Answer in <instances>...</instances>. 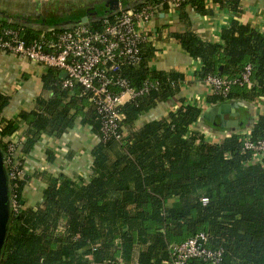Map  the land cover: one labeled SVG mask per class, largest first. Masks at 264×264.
I'll return each mask as SVG.
<instances>
[{"label":"trees","instance_id":"obj_1","mask_svg":"<svg viewBox=\"0 0 264 264\" xmlns=\"http://www.w3.org/2000/svg\"><path fill=\"white\" fill-rule=\"evenodd\" d=\"M217 1L240 13L238 1ZM144 3L169 9L168 0ZM188 4L202 14L208 12L206 0H190L181 9ZM101 21L92 20V26L99 27ZM2 26L23 29L27 41L42 32L23 24ZM67 28L56 27V31ZM174 36L201 63L195 72L197 82L208 76L234 79L252 66L250 88L233 86L226 96L207 93L205 104L246 103L264 97L263 33L234 20L222 31L221 43L204 41L190 30ZM141 48L142 61L124 66L120 73L133 88L149 83L150 89L119 108L124 132L120 141L102 137V120L89 96L79 85L65 88L61 73L53 68H46L41 76L42 92L50 96L42 93L32 110L4 119L10 97L0 93L4 157L7 140L25 125L26 159L43 136L61 138L78 123L89 126L97 137L86 177L39 175L45 189L37 207L26 205L29 178L10 185V199L15 193L21 207L12 210L0 264H169L172 247L201 232L209 236L211 248L224 250L227 264H264V158L258 161L253 151L244 149L246 136L240 132L209 142L197 128L204 119L203 108L179 97L185 76L154 70L152 42ZM176 102L178 107L167 116L147 117L159 105ZM251 129L252 142L263 140L264 116ZM58 157L47 152L50 163Z\"/></svg>","mask_w":264,"mask_h":264},{"label":"crops","instance_id":"obj_2","mask_svg":"<svg viewBox=\"0 0 264 264\" xmlns=\"http://www.w3.org/2000/svg\"><path fill=\"white\" fill-rule=\"evenodd\" d=\"M105 1L0 0V23L12 26L23 24L31 27L34 31L40 30L42 32L51 29L56 30V27L71 28L77 25H66V21L63 22L65 18H70L69 16L74 13L90 8L101 6V9H104ZM123 1V5L132 7L143 3L145 0ZM236 1L239 3V14L233 11L228 4L221 5L217 0H206L208 11L206 14H202L196 6L188 4L182 9L181 7L178 9L169 8L160 12L148 26L152 32L147 43L152 42L154 49L150 66L157 71H175L183 74L186 83L182 87L179 97L201 106L203 112L212 106L205 104V97L208 93L207 87L204 83L195 81V72L201 68V63L193 60L183 50L180 41L174 35L190 30L204 41L221 43L222 31L229 28L234 20L242 25H250L264 34V0ZM61 21L63 23H60ZM44 70L27 59L0 51V93L10 97V103L2 116L4 119L15 118L22 111H29L34 108L37 98L43 93L41 76ZM43 96L49 97L50 93L44 92ZM234 103H238L240 106L239 125L242 131L252 128L259 117L264 116V97L252 102ZM178 105V102L161 104L152 110L147 117L160 119L167 116L170 110H175ZM197 128L206 132L208 138L213 142L222 141L232 132L229 128L215 127L204 119L199 122ZM25 131L26 125L23 126L21 133H25ZM96 138L89 126H83L80 123L61 138L43 136L26 160L29 166L26 205L35 208L42 200L45 184L39 176L41 173L64 174L72 179L86 177L91 168V152ZM49 150L59 155L54 163L47 160Z\"/></svg>","mask_w":264,"mask_h":264},{"label":"built area","instance_id":"obj_3","mask_svg":"<svg viewBox=\"0 0 264 264\" xmlns=\"http://www.w3.org/2000/svg\"><path fill=\"white\" fill-rule=\"evenodd\" d=\"M49 2L51 0H39ZM190 0H168L169 8L178 9ZM142 3L141 6L127 7L120 4L115 12L101 18L99 27L92 23H81L77 26L56 31L42 32L40 37L27 41L23 39V29L4 27L0 24V51L29 60L43 70L53 68L66 73L63 78L65 88L79 85L83 94L95 107L102 120V137L120 141L124 132L120 128L122 115L119 108L129 101L144 95L150 89L146 83L142 88H133L120 71L124 66H136L142 61V44L151 38L150 22L162 10ZM150 30V31H149ZM252 66L234 79L220 76H208L203 82L208 93L226 96L233 86H252ZM251 128L240 130L246 136L245 150L254 152L256 160L264 158V139L258 142L250 140ZM206 139L211 141L207 133ZM233 132V131H232ZM231 132V133H232ZM230 133V134H231ZM24 133L8 139L5 155L9 187L20 180L29 178V166L22 152ZM23 159V160H21ZM27 188L25 189L26 198ZM14 193L10 199L12 210H18L21 204ZM204 204L207 198L202 199ZM200 261L206 264H227L223 249L210 247L209 236L198 233L194 237L172 247V260L169 264H193Z\"/></svg>","mask_w":264,"mask_h":264},{"label":"water","instance_id":"obj_4","mask_svg":"<svg viewBox=\"0 0 264 264\" xmlns=\"http://www.w3.org/2000/svg\"><path fill=\"white\" fill-rule=\"evenodd\" d=\"M124 3L123 0H106L104 5V11L95 13L102 7L90 8L84 11H79L72 14L69 20L65 22L66 25H78L81 23H89L91 20L100 19L110 15V13L115 12L119 5ZM95 13L90 16L76 17L79 15H85L88 13ZM62 19V18H60ZM222 69V68H221ZM61 77L65 78L66 73H61ZM238 103L225 102L218 106H212L207 108L203 113V118L210 122L213 126L218 128H229L233 132H238L241 129L239 125V117L241 115ZM229 118H226V117ZM12 215V208L9 196V182L7 177V168L5 164L4 155L0 149V260L4 252L9 224Z\"/></svg>","mask_w":264,"mask_h":264},{"label":"flooded vegetation","instance_id":"obj_5","mask_svg":"<svg viewBox=\"0 0 264 264\" xmlns=\"http://www.w3.org/2000/svg\"><path fill=\"white\" fill-rule=\"evenodd\" d=\"M104 9H101L99 11H96L95 13H99V12H103ZM95 13H89V14H85V15H79V16H76V17H82V16H89V15H92V14H95ZM70 18H73V17H70ZM69 18H65L63 22L67 21ZM62 21L60 23H63Z\"/></svg>","mask_w":264,"mask_h":264},{"label":"rangeland","instance_id":"obj_6","mask_svg":"<svg viewBox=\"0 0 264 264\" xmlns=\"http://www.w3.org/2000/svg\"><path fill=\"white\" fill-rule=\"evenodd\" d=\"M86 8V7H85Z\"/></svg>","mask_w":264,"mask_h":264}]
</instances>
